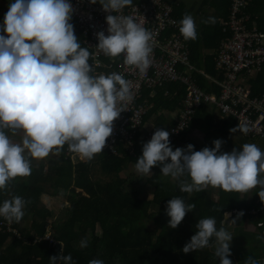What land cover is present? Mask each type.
<instances>
[{
	"label": "clouds",
	"instance_id": "1",
	"mask_svg": "<svg viewBox=\"0 0 264 264\" xmlns=\"http://www.w3.org/2000/svg\"><path fill=\"white\" fill-rule=\"evenodd\" d=\"M132 2L99 0L101 10L108 13V34H96L95 48L112 59L122 55L125 65L144 75L151 65V33L131 16L119 14ZM90 3L96 4V0ZM72 14L69 0H14L8 6L2 26L5 34L0 35V189L12 179L29 176L30 159L58 155L65 144L82 160L91 161L102 154L113 121L133 100L130 82L122 74H92L91 53L75 35ZM202 22L213 24L215 19L209 17ZM179 32L186 41L197 39L190 14L183 16ZM230 131L247 134L249 129L237 124ZM9 132L22 133L21 142L13 143ZM169 136L160 128L143 144L134 166L139 175H151V169L159 167L163 176L180 182L184 193L202 192L209 186L239 193L259 187L258 197L264 201V152L256 144L245 143L242 150L233 148L230 153H222L223 141L217 139L212 148L193 151L189 144L173 150ZM185 174L188 179H181ZM25 205L20 196L5 200L0 217L8 224L18 223ZM195 207L179 197L170 199L166 204L168 228L176 229ZM242 215L239 213L237 219ZM196 229L182 248L184 254L211 247L214 238V256L219 264H232L228 258L233 238L230 232L223 227L217 230L215 218L199 220ZM87 245L86 239L81 240V248ZM49 262L73 264L71 255L60 254L50 257ZM89 264L104 262L93 259ZM245 264L258 261L247 257Z\"/></svg>",
	"mask_w": 264,
	"mask_h": 264
},
{
	"label": "trees",
	"instance_id": "2",
	"mask_svg": "<svg viewBox=\"0 0 264 264\" xmlns=\"http://www.w3.org/2000/svg\"><path fill=\"white\" fill-rule=\"evenodd\" d=\"M219 1L224 6L223 14L228 17L229 0ZM96 3L99 4V0ZM212 33L213 36L206 37V41L219 44L223 37L222 28L215 26L209 32L210 35ZM200 46L198 40H188L190 63L196 68L201 64ZM263 71L251 83L250 93L253 96H260L264 92ZM193 76L196 77V74ZM195 82L200 90H204L201 78L197 77ZM163 85L161 89L154 90V95L148 90L146 96L147 90H144V97L140 96L138 101L144 99L147 107L142 125L149 110L151 114L162 110L175 111L178 101L182 102L185 96L183 87L178 83ZM205 91L208 92L207 89ZM213 92L218 95L216 88ZM203 105L193 110L187 129L176 136L170 146L194 127L192 119L195 114L201 113L198 109ZM226 118L231 121L230 117ZM139 138L134 140L132 155L117 143L116 155L105 151L95 155L91 161L83 160L80 163L73 164L68 158L53 154L39 160L29 158L31 174L12 179L6 188L0 189V206L14 196L26 201L24 216L18 223L11 224L16 234L0 229V264H50L49 258L58 254L71 255L73 264H89L93 259H100L104 264H219V259L214 256V238L210 240L211 247L189 254L182 252L184 245L197 231L198 221L215 218L217 230L223 227L228 231L223 222L225 212L235 207L250 210L258 206L237 202L233 192H230L231 196L224 195V190L217 201L211 199L206 191L181 192L180 182L171 176H163L159 167L152 168L151 175L134 173L136 159L142 153L143 144ZM129 167V174L122 177L121 173ZM181 179L187 180V174ZM44 195L51 198L64 196L66 205L55 217L52 211L41 205ZM177 197L186 204L194 203L196 207L186 214L176 229H170L166 204ZM233 218L237 225H242L244 221L253 224L256 232L242 231L238 234L242 236L244 244L230 247L231 255L228 258L232 264H245L247 257L264 264V238H261L264 237V212ZM48 219L53 220L48 223ZM85 239L88 245L81 248L80 242Z\"/></svg>",
	"mask_w": 264,
	"mask_h": 264
},
{
	"label": "built area",
	"instance_id": "3",
	"mask_svg": "<svg viewBox=\"0 0 264 264\" xmlns=\"http://www.w3.org/2000/svg\"><path fill=\"white\" fill-rule=\"evenodd\" d=\"M73 8L70 23L75 25L82 37V44L91 53L90 64L93 75H98L102 67V53H97L95 46L98 41L96 34L103 31L107 35L105 18L108 13L101 10L99 4L90 0H69ZM229 14L220 23L225 37L220 41L214 57L215 68L220 75L216 82L218 95L212 96L200 90L193 78V68L190 65L188 41L179 32L180 21L173 16L172 7L165 0H146L123 9L120 15L131 16L138 24L151 33L152 54L151 65L146 74L123 63V56L115 66L107 67L130 82L133 100L127 104L126 111L113 121V131L106 141L102 152L117 154V143L122 149L133 154L134 140L141 138V143H147L155 130L149 129L141 133L142 117L146 108L138 104L144 90H152L163 84L182 85L185 89L181 108L174 126L168 128L169 141L172 143L188 127L193 110L202 104L214 105L223 116L230 117L236 124L245 125L249 131L241 133L248 139L264 140V93L260 96L251 95L247 85L242 83L244 74H255L264 69V34L258 30L247 28L248 16L245 14V0H229ZM117 15V13H112ZM2 32L0 35H4ZM140 135V136H139ZM60 154L71 163L83 160L68 150L65 144ZM263 209V208H262ZM255 214V211L231 210L225 214L232 219L239 213ZM16 234L3 217H0V229ZM48 239V237H45Z\"/></svg>",
	"mask_w": 264,
	"mask_h": 264
},
{
	"label": "crops",
	"instance_id": "4",
	"mask_svg": "<svg viewBox=\"0 0 264 264\" xmlns=\"http://www.w3.org/2000/svg\"><path fill=\"white\" fill-rule=\"evenodd\" d=\"M144 1L146 0H133L132 5L139 4ZM165 1L172 7L173 16L175 17V19L181 21L185 14H190L194 18L196 24V30H197V39L189 40V41L196 42L198 40V43L201 45L200 46L201 64L199 68H196L192 63H190L191 67L193 68L192 75L196 74V77L193 76L195 81H197V77L202 79L205 86L204 90L202 91L206 92L205 90L207 89L208 92H206V94L216 96L215 92H213V89L216 88L218 90L217 88L218 86L216 82L220 80V75L215 68L214 57H215V51L219 44L214 45V42L212 43L207 42L206 39L208 38L206 37L213 36V33L212 35H210L209 32L212 31V29L215 26L221 27L220 23L227 19V16L223 14L224 6L219 0H165ZM245 1L247 3L245 14L248 16L247 28L249 29L254 28L259 32H261L262 34H264V0H245ZM11 2H14V0H0V33L3 32L2 26L4 24V17L6 12L8 11V6ZM126 8L127 7H125L124 9ZM209 17H213L215 19V23L206 24L202 22L208 19ZM210 27H212V29ZM74 32L77 38L79 39L81 46H83L82 37L78 32L77 28L75 27V25H74ZM224 37L225 34L223 33L222 39ZM222 39H220L219 41H221ZM189 59H190V49H189ZM119 61H120V57H117L115 59L109 58L107 56L103 57L101 60L102 67L98 69V75L99 74L108 75L113 73L114 71L109 69L107 66L110 64L115 66L116 63H118ZM260 72L255 73L253 75L251 74L242 75L241 77L242 83L247 85L248 88L252 90L251 83L259 76ZM163 86L157 87L149 91H151V94L154 95L156 93V91L154 90H159ZM179 86L181 88L183 87L180 84ZM145 92L146 91L142 92L141 94L142 97H144ZM148 93L149 92L147 90L145 95L148 96ZM144 103H146L144 99L142 101H138L139 105L144 106L147 109ZM181 103H182L181 100H179L175 111L162 110V112L151 114L149 112L150 110L149 111L147 110L148 113L146 112L147 114L143 118L141 133H144L145 131L152 128L155 129L163 128L164 130H167L168 128L172 127L175 124L176 119L178 118V112L181 108ZM147 104L151 105L150 103ZM198 110L201 113L195 114L191 122L192 126L194 127H191L181 139H179L175 144L170 146L173 150H175L176 148L185 149L187 145L191 144L193 145V151H200L205 147L212 148L213 141L219 139L223 141L220 149V152L222 153H230L233 150V148L237 149L238 151L242 150V146L245 143H254L257 145V147L261 149L262 152H264V140L248 139L244 137L239 131L232 133L230 130L236 127L235 122L231 118L230 121L228 118H226V116L220 114V112L217 110V108L214 105L210 103H206L203 106H201ZM21 134L22 133L16 135H12V134H8V135L9 138L11 139H18L19 137L17 136ZM139 140H141V138H139ZM58 155L61 154L59 153ZM262 178H264V174H262ZM259 190H260L259 187H257L246 193L233 192V197L237 202H240L242 204L248 206L251 205L258 206L257 208L252 207L250 209L255 211V214L257 212H264V201L260 202V199L258 197ZM204 191L209 193L211 199H213L214 201L219 200L222 196L221 188H213L209 186ZM228 194H230V192L229 193L224 192V195H228ZM43 197H45V195ZM231 210H237L243 212L249 211L243 208L236 209V207L230 209L229 211ZM243 215H248V214L243 213ZM250 215H254V214H250ZM233 219L235 218H232V220ZM230 221H231L230 219L227 220L226 217H224L223 222L226 223L227 227ZM247 225H249L248 228H246ZM259 225L260 224H258V226ZM242 231L254 233L256 232V227L253 224H250L246 221H244L242 225H237L236 223L233 224L230 230V233L233 236V240L230 242V247L233 246L234 248H236L237 244L240 245L244 244V241L242 240V236L240 235L238 236V234H240V232ZM258 264H260L259 261Z\"/></svg>",
	"mask_w": 264,
	"mask_h": 264
},
{
	"label": "rangeland",
	"instance_id": "5",
	"mask_svg": "<svg viewBox=\"0 0 264 264\" xmlns=\"http://www.w3.org/2000/svg\"><path fill=\"white\" fill-rule=\"evenodd\" d=\"M17 137H19L18 139H11L10 140L13 143H20L22 140V134L18 135ZM131 168L129 167V169L127 168V170L125 172L121 173L122 177H126L129 172H130ZM134 173H135V168L133 169ZM19 179H21V177H19ZM41 205H43L44 207H46L48 210L52 211L53 217L56 216V214L58 213V211L62 208V206L66 205L65 204V199L63 195H58L55 198H50L48 196L45 197H41ZM226 217V219H230L228 216H224ZM51 220L53 219H48L47 222H51ZM224 220V219H223ZM232 220V219H230ZM25 225V224H24ZM231 226H233V224L231 223V221L228 223V231L230 232L231 230ZM249 225H247L246 228H248ZM27 227H29V223L27 224ZM45 238V237H44Z\"/></svg>",
	"mask_w": 264,
	"mask_h": 264
}]
</instances>
